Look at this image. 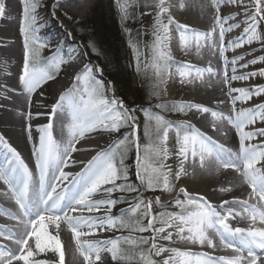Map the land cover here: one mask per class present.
<instances>
[{"label":"snow or ice","instance_id":"6c2138e0","mask_svg":"<svg viewBox=\"0 0 264 264\" xmlns=\"http://www.w3.org/2000/svg\"><path fill=\"white\" fill-rule=\"evenodd\" d=\"M121 22L133 18L134 5L137 0H115ZM254 12L245 10L243 36L232 41L231 49L251 45L254 41L264 43V34L258 29L264 22V0H252ZM214 8V24L209 31L199 32L190 30L186 24H179L172 16L173 4L170 0H158L155 4L156 15L152 25V67L155 69V76L161 82L163 75L167 72L168 62L173 59L168 41L170 40V25L176 23L180 30L181 46L187 49L190 44L200 52L202 42L213 40L217 35L218 48L224 60L225 70L223 72L225 85H228L227 95L231 97L234 115H225L223 112L215 111L198 103H174L170 110L186 113V110L195 109L199 113H210L217 122L221 120L231 124L239 135L238 151L225 147L212 135L201 131L194 124L181 121L174 124L165 119L163 115L153 113L150 109H142L145 115L144 135L149 140L145 146L143 158L140 156L139 126L136 124L134 115L135 108L124 106L123 100H117L114 96L109 99L106 95L104 82L96 79V71H102L98 66L86 64L82 70L76 73L73 79L76 81L72 87L61 93L58 99L51 105L47 113L52 119L58 117V113H66L69 120L67 123V139L58 142L53 136V122L42 125L39 129V147L35 148L36 168L39 170L38 190L34 188L33 171L24 162L21 154L0 134V146L7 149L10 158L0 166V182L7 186L10 198L14 201L18 211L5 212L0 208V215H7L8 218L16 221L17 232L4 233L0 236L14 241L16 250L0 249V264H65V251L60 238L61 223L67 225L75 241L76 253L83 258L84 264H97L102 261V254H110L111 261L133 264L139 260L141 264H218L207 253H196L190 250H181L177 247H167L158 241L173 242L174 232L177 239L190 245L207 246L216 248L218 245L231 249V256L219 257L222 264H264V227H235L229 223L234 217L231 207L224 208V205L240 204L247 213L248 219L253 223L259 219L264 225V144L257 145L250 143L256 137H264V127L255 131H246L249 125H254L257 119L264 122V104H258L254 108H241L236 110V102L252 99V96L264 94V85L257 86L255 91L247 88L232 87L230 81L248 80L251 76L259 74L264 76V68L259 73L251 72L242 75L233 74L229 76L227 67L229 58L225 53L228 47L225 45L226 33L232 32L234 28H240L239 22L225 27L229 20H236L240 15L237 10L234 14L221 15V9L229 5L239 9L245 7V0H210ZM184 3L180 2L178 7L183 9ZM40 7L37 0H23V26L21 32L24 39V59L22 74L19 81L24 91L28 94V104L32 105V95L37 92L45 83L54 80L62 65L68 63L59 52L41 61L40 50L45 47L39 42L35 27L37 21V9ZM6 0H0V18L6 15ZM148 14V13H144ZM55 15V11H53ZM165 15L167 23H164ZM124 31L131 36L132 29L125 27ZM130 46L136 52L137 72L140 71V57L137 43L129 41ZM215 46V45H214ZM92 51L99 55L96 46L89 42ZM86 55V53H85ZM243 55H234L230 61L236 65L238 61H244ZM264 63V55L242 63L240 66L247 68L249 63ZM189 66L178 68L179 75L187 77L191 75ZM233 73L236 68L233 67ZM196 75L203 77L204 73L215 75V70L207 68H196ZM183 83V79L181 80ZM158 85H154L152 95H158ZM233 93H239L232 96ZM43 93H41V96ZM218 103H224L223 100ZM157 108L164 109L165 104H157ZM38 115L42 113H37ZM27 116L31 118L32 112ZM29 130L31 125H28ZM130 128L131 131L116 140L106 150L96 153L84 170L78 173L67 172L64 169L70 164L76 163L73 160V153L81 151L77 145L87 134L103 130L109 133L119 132L121 128ZM217 127L216 123L212 128ZM175 128L176 144L179 146L177 155L181 158L179 170L174 173V179L179 181L182 175H186L185 163L191 157L192 164L197 162L199 167L205 171L214 168L217 172L223 169H234L239 174L241 182L250 189L249 199L258 198L257 203H249V199L233 201L223 200L219 210L217 207L200 196L198 199L189 195L186 188L181 187L179 192L187 199H177L175 204L180 208L179 212L151 213L153 201L146 203L143 199L136 202L127 211L119 215H112V209L118 203L112 198L116 191L137 192L138 189L127 183L128 169L125 165L130 148L135 147L137 151V177L149 190H157L162 187L165 192L174 191V185L169 180L172 174L171 168L165 172L167 167L164 163L169 157L168 139L169 132ZM151 161V162H150ZM258 165H260L258 167ZM55 168L57 175L54 183L48 181L49 170ZM71 178V179H70ZM122 181L121 183H117ZM67 182V185L64 184ZM108 186V187H106ZM59 189V190H58ZM221 191L228 192L231 188H224ZM155 202L161 204L160 197H155ZM143 206L144 211L141 212ZM166 205L161 204V207ZM104 209L103 217L92 215H72L76 212L99 213ZM159 217V220H158ZM241 218H245L241 216ZM147 220V223H143ZM157 222L160 226H156ZM50 226L53 232L49 231ZM100 229H127L130 233L152 232L150 237L144 236H122L116 239L107 240H82V237L93 236ZM173 229L174 231H169ZM218 238V239H217ZM233 240L238 241L234 243ZM32 241L30 244L29 242ZM147 246V247H145ZM51 251L58 256V260L36 259L39 254ZM165 253L171 255L164 256ZM246 253V254H245ZM161 257V261L153 259ZM75 259V255H74Z\"/></svg>","mask_w":264,"mask_h":264},{"label":"bare ground","instance_id":"6f19581e","mask_svg":"<svg viewBox=\"0 0 264 264\" xmlns=\"http://www.w3.org/2000/svg\"><path fill=\"white\" fill-rule=\"evenodd\" d=\"M95 0H62V1H56L54 4L52 3V9L58 8V5H64L67 8H73L74 9H80L83 12L86 10H89L94 5ZM174 4H176V1H173ZM84 5L80 7V5ZM243 7V6H241ZM190 9V12L188 15L181 13L178 10V6H173L172 13L175 17V21L179 24H186L189 26L190 30H195L199 32H206L209 31L212 27H215L214 24V8L210 5V0H188V10ZM239 11L242 13L245 11L243 8L237 9L234 5H229L227 8L221 9V15L227 16L229 14H234L235 11ZM48 16V15H47ZM15 17L14 14H10L8 11L6 12L5 17H3V20H9L10 18ZM39 16L37 15V18ZM43 19V23L40 24L39 28L45 29L46 32L43 35L47 38V40H50L52 43L55 52H59L60 55H62L66 60L69 62L65 64V74L64 76L59 79L57 82L49 84L45 86L43 89L40 90L38 94H36L35 97L32 98V105L29 106L28 104V94L25 92V95L23 97L22 102V108L19 111L14 112L11 108L13 100L17 98V93L15 92V87H8L3 88L2 85H0V88H3L1 90H4L2 92L0 90V124L2 125V129H0V134L6 133V136L10 139L8 143L14 142V139L16 140V147L18 149V152L21 154V157L24 159V161L27 162V159L33 162L36 165V156H35V148H37V132L38 129L31 131L26 128L25 124H22L25 122V120H31L34 122L37 118L44 116V111H46L45 105L46 103L40 101V99H48L51 98L48 96V94L55 95V98H58L61 93H63L67 88H70L73 86V84L76 83V81L73 79L74 75L78 73L80 70L76 69L73 64L76 63L77 59L76 56L73 55V52H77V55H83V51L78 48L77 45L78 42L74 41L73 35L71 32L66 30L61 23L55 22V18H53V21L49 20L47 17L41 16ZM238 17V16H237ZM236 17V20H229L228 24L225 25L227 27L230 24L237 23L238 18ZM41 23V20L40 22ZM240 23V22H239ZM212 24V26H211ZM9 27H2L0 29V54L2 56V59L0 60V78H6L9 77L10 80H15L17 83V79L15 74L12 72L13 68H15L17 59L20 60L22 58V51L20 49V52L18 55L15 53H12V48L16 47L13 40H10V43H8L6 37L9 34ZM243 36V31L239 28H234L232 32L226 33L225 36V45L228 47V50L231 49V43L232 41L236 40L238 37ZM60 37V42H56V39ZM53 39V40H52ZM53 41V42H52ZM179 42L181 44L180 38H177L175 41ZM256 42V41H255ZM8 43V44H7ZM141 53L143 52V43L141 42ZM202 47L199 53L196 51L194 54L191 55L190 61L188 63H185L182 59L176 58L175 55L171 54L173 59L175 60V63L177 67H175L174 71L171 74V79H173V82L169 86V91L163 90L161 92V96L159 97L161 102L166 101V97L170 94L171 96H175L177 94V91L183 90L185 94L186 101H182L179 98L176 97L178 100H176L177 103H198L203 106L209 107L212 110L223 112L225 115H234L231 103V97L227 95L228 92V85H225L223 83L224 76L223 72L225 70V67L222 66L224 60L221 56L218 48V28H217V35L213 38V40H210L208 42H202ZM215 45V46H214ZM264 43L259 44L258 48H255V51H260L264 49L263 47ZM176 46V44H174ZM249 46L250 45H244V47L240 49H236L235 52H233L234 55L240 54V55H246L249 53ZM228 52V51H227ZM226 52V53H227ZM150 53V49H149ZM172 53V51H170ZM200 54V58L196 59V57ZM234 55L228 56L229 60L232 59ZM144 59H148V57L144 56ZM172 59V60H173ZM207 61L206 64H202V60ZM246 62L244 61H238L236 65H229L227 67V71L229 76L236 74V75H242L247 74L251 72H257L262 68L256 69L255 66L253 68L247 67L243 68L240 65L242 63ZM168 65H171L168 63ZM184 66H189L187 70L193 69V68H207L211 66L216 74L211 75L208 73H204L207 77L201 78L196 75V72H191L190 76L187 77H181L177 71L178 68H184ZM233 67L236 68V72L233 73L232 69ZM11 69V71H10ZM256 76V75H255ZM251 76L248 80H235L230 81V84L232 87L235 88H247L251 91H255L257 86H262L263 83L256 82L259 78L256 76ZM183 79V82L187 83L188 85L186 88H184L183 85H181V80ZM177 80V81H175ZM15 83V84H16ZM175 84H178L179 87L175 86ZM41 93L43 95L41 96ZM239 93H233L232 96H237ZM253 97V96H252ZM53 100V99H52ZM223 100L224 103H218V101ZM209 102V103H208ZM258 104H264V101L261 99H253L252 101H237L236 102V110L239 111L241 108H254ZM30 107V110L32 111V116L29 118L27 116V108ZM161 108H158L160 110ZM165 113L168 111V109H165ZM19 112V114H18ZM36 113H42L41 116ZM136 113V112H135ZM134 113V115H135ZM14 114L18 115L19 124L16 122L17 119L14 118ZM63 115H67L66 113H61ZM161 114L164 116V112L161 111ZM184 115H187V121L194 125H200L204 130L203 132L210 134L213 136L214 139H216L218 142L225 145L227 148L234 149L235 151H238L239 147V135L236 132L235 128L229 124L225 120H221L217 122L215 118L211 116L210 113H199L195 109L192 110H186V113H181ZM38 115V116H37ZM40 116V117H39ZM59 118V117H58ZM21 121V122H20ZM216 123L217 127L215 129L212 128V124ZM46 124V123H45ZM261 127H264V122L257 119L256 124L249 125L245 129L246 131H255L256 129H259ZM140 131V156L141 154H145V146L148 144L147 137L144 135V125L141 127ZM14 132H17L19 136H14ZM64 132L66 135L67 133V126L64 128ZM14 136V138H12ZM54 136V135H53ZM55 138V137H54ZM224 142H222L223 140ZM84 141V142H83ZM113 138L111 137L109 132L98 130L95 132H92L90 135H87V137L84 138L78 145V149H83L81 151H77L76 153H73V160H76V163L70 164L69 167L65 168V171H71L72 169H76L78 166L81 167L79 170L83 171L85 166L87 165L88 157L84 156L83 153L88 152L90 150V153H97L101 150H106L109 148L110 145H112ZM250 143L261 145L264 144V137H258L253 139ZM176 144V141H175ZM177 147H179L176 144ZM106 148V149H105ZM178 149V148H177ZM32 154V157L31 155ZM96 155V154H95ZM178 157V155H176ZM169 160H171V169L173 171V174L179 170V160L175 157V155L169 153ZM6 158H10V153L7 152V149H5L3 146H0V165H3V163H6ZM167 163V161H166ZM27 164V163H26ZM76 165V166H74ZM260 165H258L259 167ZM78 167V168H79ZM31 169V166L29 167ZM37 169V168H36ZM67 169V170H66ZM185 169H186V175H182L179 181H174L172 184L174 185V191L171 193L170 196H167L169 192H166L164 195V200H161V204H164L167 206V204L171 202H175L182 193L179 192V189L181 187L186 188L188 193L194 198H199L200 196L205 197L207 200H209L213 206L217 207L219 210L220 205L222 204L223 200H229L230 202L233 201V199H239V200H245L249 199V194L251 193V189L241 182L240 176L238 173L235 172L234 169H223L221 168L218 172L214 168H210L209 170L205 171L199 167L198 162L193 165L191 161V157L189 160L185 163ZM52 172V169L49 170L48 175V181L50 179V173ZM166 172V171H165ZM137 173V170L135 172V175ZM34 175V188L38 190V183H39V170L37 169L36 172H33ZM66 182H64L65 184ZM108 187V186H106ZM146 188V187H145ZM224 188H231V191L224 192L221 191V189ZM152 195H149L147 191L141 190L142 194L140 196L145 195L148 196L149 200L153 201V206L151 209V213L155 214L157 206L161 207V204H157L155 202V197L158 195H161L165 191L162 190V187L157 188V190H149L146 188ZM157 192V193H156ZM199 196V197H197ZM146 197V196H145ZM176 197V199H174ZM5 198H8V196H5ZM258 198H252L249 199V203H257ZM264 203V202H260ZM231 207L234 211V217H231L229 219V223L233 228L235 227H251V228H257V227H264L257 219L255 223H253L250 219L246 218V212L244 211V208L240 204H232L224 205V208ZM162 208V207H161ZM105 210L101 209V212L99 213H93L92 215L94 217H103ZM172 213V212H171ZM85 216V215H84ZM241 216L245 218H241ZM63 223V222H62ZM233 223V224H232ZM50 232H53L52 227L49 228ZM171 231H174L173 229ZM111 234L110 229L104 230L100 229L95 235L91 236L92 240L98 239V240H107L109 239V235ZM60 238L64 246L65 251V264H84V261L82 257H79L78 253H76V247L75 242L73 239V235L71 231L65 230L60 228ZM218 239V238H217ZM234 243L238 244V241L233 240ZM72 243V245H70ZM167 247H177L181 250H190L192 252L196 253H207L214 260L218 262V264H222V262H219V257L221 256H231L234 253H232L231 249L224 248L221 245H218L216 248H209L207 246H200V245H190L186 244L184 241H180L176 238L175 232L173 237V242L166 241ZM13 251L16 250V245L12 247ZM7 250V249H5ZM213 251V252H212ZM261 255H264V253L261 252L260 249L256 250ZM217 253V255L215 254ZM246 254V253H245ZM75 255V259H74ZM168 255H171V253H168ZM43 257L45 260H58V256L56 254L52 253L51 251L43 253ZM109 257L108 253L102 254V261L97 263H107V258ZM16 264H20L19 261L16 262Z\"/></svg>","mask_w":264,"mask_h":264},{"label":"rangeland","instance_id":"374dc122","mask_svg":"<svg viewBox=\"0 0 264 264\" xmlns=\"http://www.w3.org/2000/svg\"><path fill=\"white\" fill-rule=\"evenodd\" d=\"M23 3V0H19ZM56 1H62V0H37V2L39 3L40 7H38L37 9V15L39 16L37 18L35 27L37 29L36 35L39 39V42L44 44L45 47L43 49L40 50V58L41 61H43L46 58L51 57L55 52V49L52 45V43L50 42V40H47L46 37H44L43 35L45 34L46 30L45 29H41L39 28L40 24V19L42 14H44V12H46V16L49 20L53 21V18H55V22L61 23L62 26L68 30L69 32H71V34L73 35V40L78 42L77 45V50L78 48L80 50L78 51H83V55H77V52H73V55H76V59H79L76 61L74 65V67L76 69H83L84 66L86 64L92 65V66H98L100 69H102V71H96L94 68V75L96 77V79L101 80L104 82L105 85V90H106V95L109 99H111L114 96V93L118 95V93H120L124 99L119 95L120 100H123V102L125 103V100L127 101V99L131 100L134 97H136V99H144V102L142 103V101L136 100V106L130 107L124 104L125 107L127 108H135L136 109V113H135V117H136V124L139 126V135H140V131H141V127L145 124V115H144V111L142 109H150L153 113H158L160 115L161 111L165 113L164 109H160L158 110V108L156 107L157 104H165L164 102L162 103H151L146 105L147 103L150 102H146V100L151 99L152 97H156V95H152L153 92V88L154 85H158V87L156 88V91H160L162 92L163 90H167L169 91V86L170 84L173 82V79H171V74L174 71V68H171L172 71H168L167 75H163V81L161 82L160 80L157 79V77L155 76V71L153 70V67L150 66L149 67V76L148 77H144L142 80V88L143 91L138 90V81L136 76L134 75H130L129 79L127 80V83L122 85L121 87L119 82L115 81L114 79H110L108 78V76H106L104 68L99 64L100 62L96 59L92 58L91 55V51L89 49V46L85 45L84 42L77 38V31H76V24L82 20H89V23L95 26V32H93L90 36L91 39H97L100 40V38H103V42L100 41L102 44H107L106 46L109 47V56L110 53H117L119 54H128V60L129 62H131V56L129 54L130 51V44L129 41H140L143 43V52L141 53V56L139 55L140 59H142L144 56L148 57L149 55H151V50L149 53V49H150V45L152 43L153 37H152V25L154 23V19H155V15H156V9H155V4L158 2V0H137V5L133 6V9H131V11H133L134 15L133 18L121 23L123 31L124 28H130L132 29V33L131 36H129L128 33H126L125 31L123 32V36H121V33L119 34V38H112L111 42H108L109 40V36L103 33L106 32V25L108 23V20L110 19L109 14H112V10H113V5H114V1L113 0H95L94 5L92 6L91 9L86 10L85 12L82 13V11L80 9H74L73 8H67L64 5H58V8L52 9V3L54 4V2ZM173 1H176L177 3L174 4ZM121 2H124V0H121ZM170 2L174 5V6H178V4L180 2L184 3V8L181 9L178 7V10L181 13H184L186 15H188V13L190 12V9L188 10V0H170ZM246 3V9L245 7H240L243 8L245 10H247L248 12H254V7H253V2L252 0H245ZM84 5H80V7H82ZM236 7V6H235ZM53 11H55V15H53ZM189 11V12H188ZM119 12V9H118ZM243 11L242 13H240V15H238V22H240L241 27L239 28L240 30L243 29V27L245 26L244 21L247 19V17L244 15ZM13 14H15L17 16V18L12 22H9L11 25V32L10 35L16 32V42H18L19 47L18 49L21 48V51L23 52V57H22V61H18V67L14 68V70L16 69V74H17V84H19L20 87L21 83L19 81V76L22 74V68H23V59H24V44L22 43L21 40V28L23 26V5L21 6V10L20 13H17L16 10L12 12ZM144 13H148V14H144ZM172 16L174 17L173 13ZM53 17V18H52ZM175 18V17H174ZM1 20V19H0ZM164 23H167V16L165 15L164 18ZM6 25L5 23H2L0 21V29L2 26ZM8 25V24H7ZM14 25L15 29H14ZM18 26L20 27L18 29ZM212 26V24H211ZM170 27V40L168 41V47L169 50L172 51L171 54L175 55L176 58H180L182 59L185 63L191 62L190 58L192 54H194L195 47L192 46L190 44V46L185 49L181 46V44H177V42H175L177 40V38H180V30L177 28L176 23H173L172 25L169 26ZM238 29V28H237ZM14 30V31H13ZM119 31V30H118ZM258 31L261 34H264V22H262L259 26ZM121 36V37H120ZM124 38V41L123 39ZM53 40V39H52ZM102 40V39H101ZM113 41V42H112ZM53 42V41H52ZM56 42H60V37L56 39ZM174 44H176V46H174ZM259 44H262L261 42H253L250 46H249V53H247L246 55H244L245 57V61H251L253 59H258V57L264 55V49L260 50V51H255V48H258ZM264 47V45H263ZM18 49L13 48L12 53L18 54ZM86 53V55H85ZM232 54V49L228 50L227 53H225V55L230 56ZM200 54H198V56L196 57V59L201 60L200 58ZM2 59V56L0 54V60ZM116 62H121L120 58L116 55ZM146 60V59H145ZM148 61V60H146ZM231 60H229V65H231L230 63ZM207 61H204V59L202 60V64H206ZM64 65H62L61 69L59 71L60 72V78H62L65 74V67L63 68ZM223 67L224 66V62L222 64ZM255 66L256 69L260 68H264V63L262 62H257L256 64H251L249 63L250 68H253ZM148 68V65L145 66ZM177 67V66H175ZM196 68L190 69L191 72H195ZM11 71V69H10ZM256 73H259V71H257ZM148 75V73L146 74ZM170 75V76H169ZM259 74H257L256 76L258 77ZM255 76V77H256ZM202 78H206L207 77L205 75H203ZM57 80V79H56ZM48 81L47 83H45L40 89L37 90L36 93H34L32 95V98L36 96V94H38L40 92L41 89H43L45 86L55 83L57 81ZM177 81V80H175ZM258 83L255 84H259V83H263L264 82V76H260V78L256 81ZM16 81L15 80H10L9 77L6 78H0V85L2 86H7V87H15V89H17L18 87L15 86ZM16 84V85H17ZM181 85L184 86V88H186V86L188 85L187 83L183 82ZM264 85V84H263ZM176 88L177 86L179 87L178 84H175ZM23 88V87H22ZM3 88H0V90ZM2 92H4V90H1ZM183 92V90H179L177 91V94L173 97L170 94L165 98L168 104H170L172 101L169 100H173L174 103L176 100H178V98L176 97H181L179 98L182 101H186L187 98H185V94L181 93ZM49 97L48 99H40V101L46 103L45 108L46 111H44V116L37 118L36 121L34 122L35 124L38 125H42L44 123H46V120L48 119V115L47 113L50 112L51 110V104L54 103V101L52 99H54V97H56L55 95H50L48 94ZM115 97V96H114ZM116 99H118L117 97H115ZM131 98V99H130ZM56 99V98H55ZM58 99V98H57ZM253 99H261L262 101H264V94L260 95V96H255L253 95L252 99L248 100V101H252ZM16 99L13 100L12 106L11 108H14V103H15ZM53 101V103H52ZM161 102V101H158ZM173 103V104H174ZM209 103V102H208ZM167 107L166 109H168V111H171V106L165 104ZM31 112L30 107L27 108V112ZM187 119V117H186ZM25 124V126H28L29 122L27 120H25V122H23ZM175 124V123H174ZM197 128H199L200 130H202V127L200 125H195ZM40 129V128H39ZM39 129L37 132L38 135V144L37 147H39V138H40V132ZM131 129L130 128H121L119 132H115V133H110L111 137L113 138V141L122 139L124 135H126L128 132H130ZM1 133V132H0ZM6 134V133H5ZM91 134V133H90ZM87 134V135H90ZM4 136V134H2ZM87 135L85 137H87ZM121 135V136H120ZM123 135V136H122ZM6 138V137H5ZM10 136H7V139H9ZM258 138V137H256ZM222 139V138H221ZM84 140V139H83ZM148 140V139H147ZM223 140V139H222ZM176 141V137H175V128H173L172 130H170L169 132V139H168V148H169V153L175 155L176 158H178L176 155L177 151H178V147L175 144ZM84 142V141H83ZM224 142V140L222 141ZM149 143V140H148ZM13 147V146H12ZM90 150H88V152L83 153L84 156H89ZM233 151H235L233 149ZM145 153V150H144ZM32 157V154H30ZM144 154H141V158H143ZM170 157H168L169 159ZM168 159L164 162L166 164V168L164 169V171H168V168H171V160ZM136 160H137V151L135 149V147L130 148L129 152H128V156L127 159L125 160V165L127 166L128 169V181L127 183L136 187L138 189L137 192H120V191H116L112 194V198L113 199H117L118 203L116 204V206L112 209V215H119L122 211H127L130 207H132L136 202H138L139 200L143 199L145 201V203L149 200L148 196L143 193L144 196H140V194H142L141 190L147 191V193H149V195L151 192H149L148 190H146L145 188V184H143L140 179L135 175V172L137 170L136 168ZM179 160V158H178ZM76 161V160H75ZM25 163H27V165L30 167L32 165L33 162H31L30 160L27 159V162L24 161ZM151 162V161H150ZM76 166V165H74ZM79 167V166H78ZM77 167V168H78ZM172 170V169H171ZM54 177L57 175L56 171L54 172ZM169 180L172 183L174 181V174L172 171V174L169 175ZM55 181H53L52 183H54ZM122 181H118L117 183H121ZM157 193V192H156ZM172 192H170L167 196H170ZM166 194V192L162 193L161 195H158L160 197V201L164 200V195ZM178 199L180 200H186L187 198L181 194L179 197L177 196ZM143 206L141 207V212H143ZM180 208L175 204V202H171L169 204H167V206L165 207H159L157 206L156 208V212L155 213H159V212H166V213H171V212H179ZM159 220V217H158ZM143 223H147V220H144ZM61 226L63 229L65 230H69L67 228V225L64 223H61ZM156 226H160L159 223L157 222ZM172 229H169V231H171ZM111 234L109 235V239H116L117 237H122V236H128V235H132V236H144V237H150L152 235V232H145V233H137V232H131L132 234H126V231L122 230V229H110ZM70 232V230H69ZM134 233V234H133ZM75 242V241H74ZM159 243L166 245V241H158ZM30 244L32 243V241L29 242ZM70 245H72V243H70ZM147 247V246H145ZM12 249V248H11ZM13 250V249H12ZM109 257L107 258V263L108 264H116L117 262L111 261L110 258V254H108ZM165 257L168 256V253L163 254ZM36 259H43L45 260V258L43 257V254H39L37 257H35ZM83 259V258H82ZM153 259L157 260L158 262L161 261V257H155L153 256ZM21 264V262H19ZM120 263V262H119ZM123 263V262H121ZM134 264H141V262L139 260H136L133 262Z\"/></svg>","mask_w":264,"mask_h":264},{"label":"trees","instance_id":"16d2710c","mask_svg":"<svg viewBox=\"0 0 264 264\" xmlns=\"http://www.w3.org/2000/svg\"><path fill=\"white\" fill-rule=\"evenodd\" d=\"M114 1V5H113V10H112V14H109L110 19L108 20V23L106 25V32H103L106 35H110L109 36V41L111 42L112 38H119V34L121 33V36H123V28L121 25V18H120V13L118 12V6ZM76 31H77V37H79L80 39H82V41L84 42L85 45L89 46V42H91L92 44H94L96 46V49L98 50V52L100 53L99 55L95 54L91 47H89L90 51H91V55L93 59H97L100 64L103 66L104 71L106 76H108V78L110 79H114L115 81L119 82L121 87L122 85L127 83V80L129 79L130 75H134L137 78L138 81V90L143 91L142 88V80L144 77H148L149 76V67L152 66L153 63V59H152V53L151 55L148 56V61H146L144 58L140 59V71L137 72L136 70V65H137V59H136V52H134L133 48L130 46V51L129 54L131 56V62H129L128 60V54H117L115 53H110L109 56V47L106 46L107 44H102L100 41L103 42V38H100V40L97 39H91L90 36L93 32H95V26L89 23V20H82L80 22H78L76 24ZM119 30V31H118ZM120 36V37H121ZM102 39V40H101ZM124 41V38H122ZM113 42V41H112ZM134 43H137L138 45V50H139V55L141 56V43L140 41H136L133 40ZM116 55L121 59V62H116ZM148 65V68L145 67ZM153 70L155 71V69L153 68ZM148 73V75H146ZM165 75H167V73H165ZM158 95H156V97H152L149 100H146V102H150L147 103L151 104V103H159L158 101H161L162 99H160L159 97L161 96V92L158 91ZM121 96L123 99L124 97L118 93V96ZM131 99V98H130ZM136 97H134L133 99L129 100L127 99V101L125 100V105L133 107L136 106ZM139 101H142V103L144 102V99H141ZM165 104L171 106L172 104H168L167 102H164ZM166 109V108H165ZM165 115L167 114H174V115H180L183 116L184 114H181L180 112L171 110V111H167L166 113H164ZM126 232H129L127 229H122ZM135 233V232H134ZM118 264V262H117ZM119 264H123V263H119ZM134 264V263H133Z\"/></svg>","mask_w":264,"mask_h":264}]
</instances>
